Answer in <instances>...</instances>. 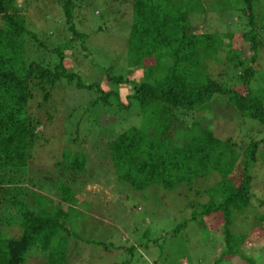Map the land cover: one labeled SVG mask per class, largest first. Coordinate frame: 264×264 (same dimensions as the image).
<instances>
[{"label":"trees","instance_id":"1","mask_svg":"<svg viewBox=\"0 0 264 264\" xmlns=\"http://www.w3.org/2000/svg\"><path fill=\"white\" fill-rule=\"evenodd\" d=\"M47 1L0 0V264H27L31 257H41L39 264H70V258L78 256L74 247L89 242L77 233V224L85 220L84 212L71 210L78 189L87 183V157L65 150L50 158L51 169H38L37 175L30 169L50 138L43 137L42 121L27 114L28 104L41 96L47 106L60 82L68 87L74 84L78 90H94L93 105L139 112V127H130L107 141L117 182L136 192L151 186L165 190L186 186L191 192L199 178L205 185L209 176L216 174L219 180L204 189L209 200L189 206L194 210L189 221L202 223L216 234L221 230L224 250L212 264L235 256L245 264H264V246L259 251L263 257H246L240 248L247 235L231 230L238 216L252 211V173L257 157L264 156V134L261 140L244 139L246 146L238 145L232 137H216L212 120L188 121L196 112L211 115L216 103L220 104L216 99L221 98L241 117L255 121L264 133V5L260 7L259 0H233L234 4L219 0L218 12L235 5L233 10L241 14L246 25H242L244 20L236 21L237 27L229 25V33L217 34L206 28L205 18L194 16L205 15L208 9L188 0H121V10L130 7L126 72H105L108 90L104 91L100 82L83 84L78 74L65 68L64 52L70 49L69 44L53 46L26 20L25 12L29 11L44 19L51 7ZM81 2L84 0L53 3L60 11L57 25L84 46L90 35L78 28L82 22L77 16L86 11H82ZM254 4L260 8L258 14ZM91 7L89 15L107 21L111 8L107 0H96ZM115 15L113 21L127 23L123 14L122 18ZM238 27L240 33H236ZM238 35L250 53L236 46ZM220 61L222 71L212 72ZM134 73H141L142 80L132 78ZM122 87L132 91L125 97L126 103L120 98ZM238 88H243V93L236 91ZM37 107L41 108V103ZM47 116L51 117L50 109ZM69 143L74 146V140ZM48 159L41 156L44 162ZM80 203L78 207L86 210L87 204ZM14 210L13 217H3ZM217 216L216 226H210ZM259 219L263 222L264 216ZM9 227L18 228L17 234L5 238L1 230ZM183 227H176L172 235ZM127 250L132 255L133 250Z\"/></svg>","mask_w":264,"mask_h":264},{"label":"rangeland","instance_id":"2","mask_svg":"<svg viewBox=\"0 0 264 264\" xmlns=\"http://www.w3.org/2000/svg\"><path fill=\"white\" fill-rule=\"evenodd\" d=\"M120 1L107 0V4L111 5L108 11L109 16L106 15L107 21H103L101 17L89 15L92 9L91 4L96 0H84L80 3L82 11L84 9L86 11L75 19L82 22L78 24V28L90 35L84 46L72 38L70 33H65V28L63 31L61 26L57 25V16L60 11L59 7L53 3L54 0L45 2L51 7L47 16L44 15V19L42 15L38 16L31 11L25 12V17L53 46L70 45V49L64 52V66L78 74L80 82L86 85L100 82V87L107 91L105 72L108 70L112 74L126 72L124 63L127 56L126 38L129 30L130 7L125 11L121 10ZM218 1L188 0L187 3L208 9L205 15L196 13L194 16L197 20L205 18L206 28L210 31L217 34L229 33L228 31H231L229 25L237 27L236 24L244 19L240 13L233 10L235 5L224 12H218L217 9L220 8ZM230 1L233 3V0ZM19 2L21 0H17V3ZM263 5L264 0H259V6ZM259 9L255 5L256 14L259 13ZM115 13L117 15L119 13L120 18L123 14L122 19L127 23L122 20L113 21L112 17L116 16ZM94 15H96L95 11ZM104 23L112 28H105ZM260 24L257 23L258 26ZM242 25H246L245 20ZM100 27L101 30H99ZM199 28L201 29L200 26ZM241 30L239 28L236 33H240ZM235 41L237 47L245 48L243 52L250 53L240 35L235 38ZM221 65L222 62H218V66H214L212 72H221ZM223 71H226V68H223ZM132 78L141 81L142 74L134 73ZM254 83L256 82H252V85ZM71 87H68L65 82H60L52 92L47 106L43 104L41 96H35L27 107V114L39 118L44 124L42 130L46 135L43 137L50 138V142L44 145L38 153L36 164L30 168L35 175L38 169L40 171L51 169L53 162L50 158H56L65 150L78 151L85 159L86 157L88 159L85 176L87 183L78 189V199L71 204V210L74 212L77 209L84 212L85 220L77 224V233L89 242L88 244L78 243L79 246L74 247L78 256L70 258L69 263L212 264L224 250V236L220 235V228L216 234L202 223L190 222L189 219L194 210L189 206L194 204L196 207L195 202L205 204L209 197L204 189L214 185L219 177L214 173L211 174L208 178L210 180L205 185H201L202 181L199 178L193 183L191 192L187 191L186 186H178L170 190H165L160 186H151L143 192H136L126 184L117 182L111 169L112 163L107 141L130 127H139L141 120L139 112L132 108L126 110L114 105L108 109L93 105L94 90H78L74 84ZM242 89L238 88L236 91L243 93ZM120 93L122 102L126 103L125 97L132 91L122 87ZM216 101L220 104L216 103L211 115L196 112L189 116L188 121L212 120L214 122L212 130L216 137L220 139L232 137L233 142L238 145L244 143L246 146L244 139L247 142L250 138L261 140L264 133L255 121L241 117L227 101L221 98H217ZM39 103H41V108L37 107ZM48 109H50L51 117L47 116ZM250 133L253 137L249 135ZM69 140H74V146L69 143ZM41 154L45 157L49 156V159L46 162L42 161ZM261 154H264L263 146ZM261 158L264 159V156ZM261 158L257 157L252 173L255 177L251 187L254 197L251 199L250 209L252 211L248 210L238 216L231 226L234 234L247 235L244 244H241V254L246 257L254 258L255 256V259L263 257L259 251L264 246V221L260 222L259 219L264 216V206L260 202L264 203V162ZM196 191L201 194L195 195ZM80 201L84 202V205L87 204L86 210L83 206L78 207ZM15 214V210L9 211L3 214V217L10 215L13 217ZM218 220L219 217H215L214 221L209 222L210 226H216ZM179 225H184V227L178 230L179 233L172 235ZM17 230L16 227L2 229L1 235L11 238L17 234ZM253 234L257 237H252ZM69 247L72 248L71 240ZM127 248L133 250L132 255ZM40 258L31 257L27 264H39L43 261ZM221 264H245V261L239 256L226 257Z\"/></svg>","mask_w":264,"mask_h":264}]
</instances>
